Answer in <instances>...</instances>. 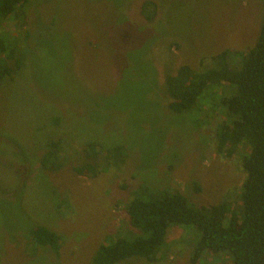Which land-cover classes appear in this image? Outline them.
Listing matches in <instances>:
<instances>
[{
  "label": "rangeland",
  "instance_id": "rangeland-1",
  "mask_svg": "<svg viewBox=\"0 0 264 264\" xmlns=\"http://www.w3.org/2000/svg\"><path fill=\"white\" fill-rule=\"evenodd\" d=\"M145 1L30 0L24 21L0 24L7 52L22 51L18 72L0 82V264H89L106 235L124 227V206L144 183L198 206L225 201L242 210L247 149L226 159L214 148L226 117L221 86L205 91L196 105L203 109L174 113L165 79L182 63L254 45L264 0H148L156 6L144 10ZM49 137L63 143L57 171L40 162ZM85 142L122 144L125 160L109 162L104 152L96 176L80 175L74 167L94 162ZM32 224L61 236L58 257L27 246ZM200 238L195 225H175L158 262L118 264H192ZM198 264L234 262L206 252Z\"/></svg>",
  "mask_w": 264,
  "mask_h": 264
},
{
  "label": "trees",
  "instance_id": "trees-1",
  "mask_svg": "<svg viewBox=\"0 0 264 264\" xmlns=\"http://www.w3.org/2000/svg\"><path fill=\"white\" fill-rule=\"evenodd\" d=\"M29 2L0 0V24L11 18L24 21ZM151 6H156L153 1L143 3L144 10ZM3 34H0L1 38ZM7 46L1 39L0 82L14 77L20 68L21 57L18 56L22 51L17 54V49L11 48L7 52ZM208 58L214 64L203 69ZM198 65L182 63L166 76L165 91L170 97L168 106L174 113L194 114L196 109L206 106L196 107L205 91L209 87L221 86L219 90L224 95L223 113L226 117L216 130L214 148L226 159L235 157L241 146L247 149L242 156L247 171L242 210L232 212L225 201L198 206L179 190L144 183L133 190L124 206L126 224L119 228L123 234L119 231L107 234L89 264H118L133 256L156 263L169 228L181 224H193L201 232L192 264H198L206 252L229 253L234 264H264V10L254 45L244 51L223 48L202 56ZM49 138V149L40 162L45 170L57 171L64 162L63 158L59 159L63 143L59 138ZM85 143L84 151L94 162L87 161L74 167L80 175L96 176L98 166H101L98 158L104 152H107L109 162L113 160L119 165L125 160L126 149L122 144L103 151V145L98 142ZM196 190L200 191V187L197 186ZM25 235L28 237L25 236L27 246L48 248L58 257L61 236L57 231L44 224H32Z\"/></svg>",
  "mask_w": 264,
  "mask_h": 264
}]
</instances>
